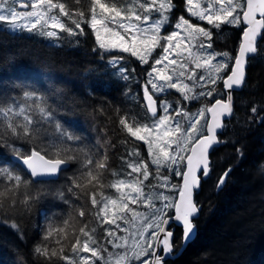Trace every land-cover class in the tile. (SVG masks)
Instances as JSON below:
<instances>
[{"label": "snow or ice", "instance_id": "1", "mask_svg": "<svg viewBox=\"0 0 264 264\" xmlns=\"http://www.w3.org/2000/svg\"><path fill=\"white\" fill-rule=\"evenodd\" d=\"M76 3L79 4L80 0H76ZM17 4L26 10L19 11ZM174 7L172 0H122V2L90 0L88 9L90 16L85 18L84 11L70 10L61 0H0V26H6L0 27V30L30 33L39 31L41 35L57 37L58 32L77 35L76 29L82 34L83 23L94 31L101 49H119L137 57L141 63H148L153 51L161 48L165 55L155 59L152 70L148 73V84L151 85L153 93L177 89L185 100H196L199 96L212 97L214 94H224L214 87L218 81L222 82L224 90H228L226 100L215 99L211 107L201 108L194 115L176 110L174 116L169 112L170 104L162 101L159 107L164 114L158 116L157 102L145 86L144 99L147 101V109L155 119L151 124H140L135 122V118L133 122H129L127 117H122L119 123L131 137L148 145V154L151 163L156 166L157 174L160 168L164 167L175 177H179L181 183L172 184L170 177H163L157 186L167 189L173 193L172 195H166L163 191L145 192L144 181L150 176L148 165L143 161L130 162L128 167L131 172L127 175L132 176L133 173L137 175L130 180L120 179L109 185L118 193L116 198L102 194L101 199L97 200L95 192L91 195L93 208L99 205L95 215L101 225H115L116 230L127 233L118 235L116 230L105 229L106 244L118 251L111 252L108 247L101 245L94 235L96 229H88L85 225L79 227L74 242L70 244L73 255H65L67 247L65 242H70L72 237L65 231L69 222L64 221L65 227L50 226L43 237L44 241H48L55 234L56 246L38 244L34 248L36 255L43 256L49 261L53 259L64 261L65 264H96V261H101L102 264H132L134 261H138L139 264H164V260L173 254L171 242L173 232L169 230L171 223H178L182 227V240L185 244L196 235L193 221L198 217L199 208L194 200V193L200 186L201 176L207 177L210 172L209 152L220 142L217 131L223 127L221 117L231 115L233 111L231 90L242 86L246 77L247 61L258 52L256 46L258 38H264V0H186V9L190 17L206 21L207 25L216 30H219L221 25L236 27L243 25L242 40L239 43L238 54L234 57L228 52L207 51L212 47L210 29L195 25L183 16L171 24L170 13ZM56 9L59 10L58 14L54 12ZM154 14L157 17L155 19ZM62 17H67L74 28L69 27ZM170 24L175 30L170 34L161 35L162 29ZM101 29L110 37L106 42L101 40ZM181 32L185 34L183 39L191 44L187 50L188 57L197 69H203L206 74L199 76L195 72L186 74L188 71L186 63L179 65L181 70L178 72L173 68V74L166 72L168 65L164 68L156 67L168 59L167 54L171 48L181 47ZM218 56L222 59L217 61ZM168 63L175 66L177 60L171 59ZM153 73L156 74L155 77ZM184 79L193 83H184ZM208 85L213 87L206 92H195L197 86L204 88ZM252 111L255 112L256 109L253 108ZM205 113L211 114V122L205 119L202 124L201 119L205 117ZM51 116L45 99L35 92L25 91L22 99L18 97L0 99V147H11L14 157L22 161L32 178L54 175L61 165L76 159L71 155L70 148L63 147V142L76 141L80 137L70 133L60 123L55 124L54 139L45 142L42 138V134L47 135L43 125L51 120ZM176 116H183L188 121V127L185 128L177 121ZM7 138L38 140L39 147H34L25 154L14 145H10ZM129 155L138 156L139 153L132 152ZM83 167L86 171L79 177H74L72 181L75 187L82 190L84 188L82 182L100 184L101 175L107 168V157L94 161L91 156L86 155ZM0 176L13 182L11 187H6L0 192V209L5 207L6 198H10L8 207L12 208L17 204L16 191L21 187L27 189L32 181L5 164H0ZM226 176L227 172L220 178L217 187L223 185ZM60 195L62 196V193ZM35 198H38V195L36 197L25 195L20 203L27 207L29 201ZM155 201H159L161 206L157 207ZM130 204L143 205L148 211H136ZM169 212L172 215H169ZM84 214L83 210L79 211L80 217ZM118 220L130 227H121L117 223ZM76 231L73 226V232Z\"/></svg>", "mask_w": 264, "mask_h": 264}, {"label": "trees", "instance_id": "2", "mask_svg": "<svg viewBox=\"0 0 264 264\" xmlns=\"http://www.w3.org/2000/svg\"><path fill=\"white\" fill-rule=\"evenodd\" d=\"M61 2L70 10L84 11L85 18L90 16V0H80L79 4L76 0ZM172 2L174 13H185L184 0ZM66 23L74 28L68 18ZM81 26L82 34L76 29L77 35L60 32L56 38L37 32L14 34L0 30V99H22L25 91L35 92L45 99L52 114L51 120L43 125L47 130V135L42 134L44 141L54 139L56 123L80 137L76 141L63 142V147L72 150L76 161H69V166L54 180L33 179L12 161L11 147H0V164L12 167L32 181L27 189L21 187L16 191L14 207H8L10 198H6L5 207L0 209V264H65L34 253L38 244L56 246L55 234L50 240H43L46 229L65 227L64 221L69 222L65 231L72 240L65 242V255L72 256L70 244L79 227L95 228V212L99 205L93 208L92 193H96L97 200L102 194L111 195L109 185L129 172L130 151L141 149L137 140L119 123L122 117H127L129 122H133V118L137 123L145 120L143 106L131 99L135 89V61L132 56L125 55L123 75H118V67L108 64L111 54L99 47L91 27L83 23ZM240 37L241 29H232L225 37V43L232 45L228 49L234 56ZM257 48V54L248 61L244 86L234 93V114L219 137L220 145L214 149L215 155L214 151L210 155V175L202 181L195 195L200 208L199 216L193 221L197 236L181 255L164 264H264V38ZM259 55L263 57L258 58ZM123 76L126 80H122ZM217 88L224 93L222 82ZM214 100H209L206 107ZM7 139L25 154L39 147L38 140ZM86 155L94 161L106 156L107 168L100 184L82 182V190L72 181L86 171L83 167ZM226 171L229 172L224 185L217 188ZM153 181L150 178V182ZM12 183L0 176V192ZM172 183L179 184L181 180L176 177ZM25 195H38V198L30 200L25 207L20 203ZM80 210L85 213L83 217L79 216ZM181 234V227L175 226L173 253L182 244Z\"/></svg>", "mask_w": 264, "mask_h": 264}, {"label": "rangeland", "instance_id": "3", "mask_svg": "<svg viewBox=\"0 0 264 264\" xmlns=\"http://www.w3.org/2000/svg\"><path fill=\"white\" fill-rule=\"evenodd\" d=\"M184 3L186 5V0H184ZM16 7L19 11H25L26 10V9L20 8V6H18V4L16 5ZM28 10H30V9H28ZM184 11H185V13H181V11H177L176 13H174V10L172 9V11L170 13L171 24H174V22L176 20H178L179 17L183 16L185 19H189L190 22L195 24V25L210 29L212 31V40H211L212 47L208 48L207 51L208 52H215V53L228 52L231 56L234 57L232 51H230L228 49L232 45L230 43L229 44L225 43V42H227L225 40V37L231 34L232 29H234V30L241 29L242 25L240 27L221 25V28L219 30H216V29L212 28L210 25H207L206 21H199L194 17H190L189 13L187 12V9H185ZM54 12L58 14L59 10L56 9V10H54ZM153 18L154 19L157 18L156 14H154ZM62 20L64 22H67V17H62ZM171 24L166 25L162 29L161 35L170 34V32L172 30H175L174 27L171 26ZM0 27L6 28V26H0ZM117 30H119V29L117 28ZM7 31L14 33V34L30 33L27 31H19V30H17L16 32H12L10 29ZM35 32H37V34H39L38 31H35ZM32 34H33V32H32ZM58 35H60V32H58ZM94 35H95V33H94ZM184 35L185 34L183 32H181V47L179 49H176L175 47L171 48L169 53L167 54L168 59L163 60L162 64L157 65L156 67L157 68H164L165 65H168L166 72L168 74H173L172 73L173 68H176V71L178 72L181 70L179 65L181 63H186L188 65V71L186 74H191L192 72H195L197 76H199L201 74H206L203 69H197L195 67V64L188 57V51L187 50L191 47V44H190V42L183 39ZM38 36H40V35H38ZM48 38H54V37H48ZM95 38H96V35H95ZM109 39H110V37H108L103 32V29H101V40L106 42ZM126 39H127V37H126ZM96 41H97V39H96ZM97 43L99 44L98 41H97ZM161 43H164V42L161 41ZM205 43H207L206 38H205ZM192 50L194 52L196 51V49H192ZM102 51L106 54H111L110 57L108 58V62H109L108 64L114 68L118 67V69H116V72L118 75L122 76L123 75L122 74L123 73L122 72L123 71L122 62L124 60H126L125 55H130V56H132V55L130 53H124V52L120 51L119 49H112V50L102 49ZM200 51H204V49H200ZM178 53H181V54L178 55ZM164 55L165 54L163 53L161 48H156L155 51H153L151 57L148 59V63H141L137 57L132 56V58L135 61V66L133 69L135 72V75L133 77V83H134L135 89H134V93L131 95V99H132L133 103H135V104H138L140 102V105L143 106L145 113H146L145 120L142 121L140 124H151L153 119H155L154 117H152V115H150L146 111V108H145L144 99H143L145 86L148 87L149 92L153 94V97L157 101V115L158 116L164 114L162 109L159 107V105L162 101H167L170 104L171 107L169 108V112L174 116H175L176 110H183L184 112H187L190 115H194L199 111V109L205 108L207 106V102L209 100H214L217 97L221 96V95H215L214 94L212 97L199 96L198 99H196V100H185L184 97L182 96L181 92L178 91L177 89H168L164 92L153 93L151 85L148 84V80H149L148 73L151 72L152 65L154 64L155 59L161 58ZM259 57L262 58L263 55H259L258 58ZM171 59H176L177 65H175V66L169 65L168 62ZM221 59H222V57H219V56L217 57V61L221 60ZM213 62L215 63L216 61H213ZM230 63H232V62H230ZM155 75L156 74L153 73V77H155ZM125 77L126 76L121 77L122 80H126ZM220 82L221 81H218L217 84L214 86L218 92H220V90L217 88V86L219 85ZM184 83L192 84L193 81H189L187 79H184ZM179 87H180V85L178 84V88ZM210 87H213V86L208 85L204 88L197 86L195 89V92L196 93H199L200 91L206 92L209 90ZM175 119L177 121H179L185 128L188 127V121L183 116H176ZM205 119L208 120V114L207 113H205V117L203 119H201L202 124L204 123ZM137 142L140 144V147H141V149L138 150L139 155L138 156H131L132 159L130 160V162L139 163L140 161H143L144 163H146L148 165V171L150 173V176H149V179L147 181H144L145 192L163 191L166 195H172L173 194L172 192L168 191L167 189L158 187L157 185L162 181L163 177H170L171 183L173 182V180H175L176 177L174 176V174H172L170 172L169 169H166L164 167H161L159 174H157L156 166L151 163V157L148 154V145L143 141H137ZM132 152H135V151L134 150L130 151V153H132ZM183 154L186 155V153H183ZM128 171L131 172V169L129 167H128ZM210 172H211V170H210ZM127 174L125 176L121 177L120 179L130 180L137 175V174L133 173L132 176H128ZM150 178L154 179V181L152 183L150 182ZM120 179H118V180H120ZM141 179H142V176H141ZM111 190H112L111 192H113V193L111 195H108V196H110L112 198H116L118 196V193H116L115 189L111 188ZM155 203H156L157 207L161 206L159 201H155ZM130 207L135 208L136 211H139V212H147L148 211V209L146 207H144L143 205H132V204H130ZM117 223H119L121 225V227H130V225H125L123 223V221L118 220ZM107 228H111L113 230H116L115 225H109V224L101 225L100 221L96 217V224H95L96 232L94 234L96 239L100 242L101 245L108 247L109 251L116 252L118 250L113 249L111 245L106 244L107 238L105 235V229H107ZM116 231H117L118 235H127V233L119 232L118 230H116ZM71 255H73V253H71ZM85 255H89V254H85ZM106 256H107V253H105V257ZM147 259H150V257H147ZM96 264H102V262L96 261ZM132 264H139V262L134 261V262H132Z\"/></svg>", "mask_w": 264, "mask_h": 264}, {"label": "water", "instance_id": "4", "mask_svg": "<svg viewBox=\"0 0 264 264\" xmlns=\"http://www.w3.org/2000/svg\"><path fill=\"white\" fill-rule=\"evenodd\" d=\"M20 8H21V7H20ZM257 18H259L258 14H257ZM260 39H261V38H258V40H257V45H256V46H258V42L260 41ZM241 40H242V35H241V37H240V42H241ZM238 47H239V46H238ZM237 54H238V50H237L236 55H237ZM255 55H256V54H255ZM255 55H254V56H255ZM254 56H250L249 59H248V61H249L252 57H254ZM248 61H247V66H246V76H247ZM245 80H246V77H245ZM245 80H244L242 86H240V87H235L233 90H231L233 111H232L231 115H227V116H223V117H221L222 122H223V127L217 131L218 139H219L220 135L224 132V130H225L227 124H228V121L232 118V116H233V114H234V93H235L236 91H239V90L244 86V84H245ZM222 87H223V84H222ZM223 90H224V89H223ZM227 91H228V90H224V92H225V93H224L225 96H224V98H222V99H225V100L227 99ZM153 98H154V97H153ZM154 99H155V98H154ZM155 100H156V99H155ZM214 101H215V100H214ZM214 101L210 104L209 107H211V105L214 103ZM156 102H157V101H156ZM144 103H145V106H146V109H147V101H146L145 99H144ZM156 106H157V105H156ZM147 111H148V109H147ZM148 113L151 114L149 111H148ZM207 114H208V120H207V121H208V122H211V114H210V113H207ZM205 134H207V133L205 132ZM219 141H220V140H219ZM219 145H220V142L217 143V144H215V145L210 149V152H209V159H210V155H211V153H212V152L214 151V149L217 148ZM188 154H190V153H188ZM12 160H13L14 162L18 163V164H19V165H20V166H21V167H22V168H23L28 174H30V173L26 170L25 166L22 164V161L17 160L14 156H12ZM185 163H186V161H185ZM210 164H211V161H210ZM67 166H68V163H65V164L61 165V167H60V169L58 170V172H57L56 174H54V175H51V176H43V177H37V178H33V179H35V180H54V179H56V178L58 177L60 171H61L63 168L67 167ZM210 170H211V167H210ZM226 172H227V175H228V172H229V171H226ZM226 172H224V173L222 174V176H224V174H225ZM209 175H210V172H209V174H208L207 177H203V176H201V179H200V186H201L202 181L208 179ZM222 176H221V177H222ZM221 177H220V178H221ZM226 178H227V176H226ZM226 178H225V180H224V183H225V181H226ZM219 180H220V179H219ZM224 183H223V185H224ZM223 185H222V186H223ZM200 186H199V188H198V189L195 191V193H194V200H195L196 192L200 189ZM222 186L217 187V188H221ZM195 202H196V201H195ZM198 208H199V207H198ZM199 213H200V208H199ZM199 213H198V216H199ZM172 225L181 227L178 223H171V224L169 225V228H170V226H172ZM169 230H170V229H169ZM181 230H182V227H181ZM195 230H196V235H195V236L192 238V240H191L190 242H188L187 244H185L184 241L182 240V235H183V230H182V234H181L182 244H181L180 248L177 250L176 253H173L171 256H168V257L164 260V262H165L166 260L170 259V258H176V257H178L179 255H181V253L185 250V248L187 247V245H188L189 243H191V242L196 238V236H197V228H196ZM171 231L173 232V237H172V240H171L172 245H173L174 228H172ZM158 254H160L159 251H158Z\"/></svg>", "mask_w": 264, "mask_h": 264}, {"label": "bare ground", "instance_id": "5", "mask_svg": "<svg viewBox=\"0 0 264 264\" xmlns=\"http://www.w3.org/2000/svg\"><path fill=\"white\" fill-rule=\"evenodd\" d=\"M223 92H224V91H223ZM224 93H225V92H224ZM221 96H222V95H221ZM211 103H212V102H211ZM211 103H210V104H211ZM54 105H55V104H54ZM54 105H53V106H54ZM49 106H50V105H49ZM50 107H51V106H50ZM52 109H53V108H52ZM54 109H56V107H55ZM54 109H53V110H54ZM53 110H52V111H53ZM50 111H51V110H50ZM57 111H59V109H58ZM60 111H61V110H60ZM60 111H59L58 113H60ZM52 113H53V112H52ZM54 113H56V112H54ZM58 113H57V114H58ZM257 126H258V125H257ZM83 145H84V143H83ZM81 146H82V145H81ZM82 148H83V147H82ZM85 148H86V147H85ZM79 149L81 150V148H79ZM83 149H84V148H83ZM83 149L81 150L82 152H83ZM80 150H79V151H80ZM84 150H86V149H84ZM85 152H86V151H85ZM79 153H80V152H79ZM215 153H216V152L214 151L213 154L215 155ZM84 154H85V153H84ZM75 155H76V154H75ZM81 155H82V154H81ZM79 156H80V154H79ZM79 156H78V157H79ZM82 156H83V155H82ZM82 156H81L80 158H82ZM75 157H76V156H75ZM11 159H12V157H11ZM12 161H13V160H12ZM75 161H76V159H75ZM79 161H80V160H79ZM67 163H68V162H67ZM77 163H78V162H77ZM68 166H69V163H68ZM68 166H67V167H68ZM67 167H65V168H63V169H66ZM63 169H62V170H63ZM62 170H61V171H62ZM36 223H38V222H36ZM19 258H20V257H19Z\"/></svg>", "mask_w": 264, "mask_h": 264}, {"label": "flooded vegetation", "instance_id": "6", "mask_svg": "<svg viewBox=\"0 0 264 264\" xmlns=\"http://www.w3.org/2000/svg\"><path fill=\"white\" fill-rule=\"evenodd\" d=\"M172 228H174V230H175V226H174V225L170 226V228H169V229L171 230Z\"/></svg>", "mask_w": 264, "mask_h": 264}]
</instances>
